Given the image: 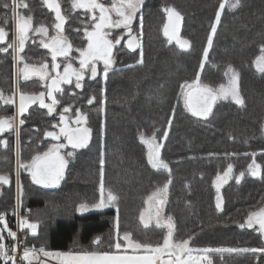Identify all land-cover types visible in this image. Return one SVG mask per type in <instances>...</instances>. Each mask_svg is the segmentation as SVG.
<instances>
[{
    "label": "trees",
    "instance_id": "16d2710c",
    "mask_svg": "<svg viewBox=\"0 0 264 264\" xmlns=\"http://www.w3.org/2000/svg\"><path fill=\"white\" fill-rule=\"evenodd\" d=\"M65 2L70 6L71 0ZM222 2L143 1L140 48L123 47L118 65L107 78H100L98 85L88 82L78 93V108L91 129L87 147L67 157L58 185L40 186L29 174H20L25 193L30 194L26 217L38 225L35 234L31 229L25 231L30 249L133 253L125 251L122 236L126 232L134 242L161 244L167 228L144 227L139 217L148 197L169 179L164 215L173 218L175 241L191 237L190 246L199 249L264 248L259 228L246 224L251 212L264 207V73L253 63L264 44V0H240L236 8L226 5L213 35L211 26ZM166 7L181 13L180 38L190 42L187 48L164 35ZM210 35L212 46L205 62L203 53ZM229 65L239 73L244 105L221 101L208 119H197L184 106L181 86L199 74L202 84L218 89L225 83ZM92 97L95 100L89 104ZM153 132L162 141L161 159L170 171L148 164L139 136ZM101 159L105 161L104 188L118 195L117 209L80 215L76 211L79 205H92L100 199ZM253 160L259 165L258 176L248 170ZM229 165L233 170L221 190V210L216 206L215 182ZM240 172L245 175L237 182ZM15 178L14 169L12 184L0 192V212L15 206ZM97 237L100 241L94 243ZM117 240L123 249H115ZM207 255L211 264H264L261 252Z\"/></svg>",
    "mask_w": 264,
    "mask_h": 264
},
{
    "label": "snow or ice",
    "instance_id": "6c2138e0",
    "mask_svg": "<svg viewBox=\"0 0 264 264\" xmlns=\"http://www.w3.org/2000/svg\"><path fill=\"white\" fill-rule=\"evenodd\" d=\"M44 4L52 11L55 12L56 23L54 28L56 29V35L48 37V28L41 24L38 27H33V17L31 15L25 16L18 9H27L28 4L25 0H10V2H5L2 6L6 9H11L12 16L11 19L14 22V38L11 42L7 43L6 47L0 48V52L8 53L9 49L13 50V59L20 63L24 61V56L21 53L24 52L25 46L30 39L29 33L34 32L40 35V45L46 49L50 50L52 61L54 62L53 67L56 69L55 76H50L48 71V64L42 63L40 66L29 65L27 62L20 71L23 73V79L27 80L31 76H39L41 80L51 79V91L47 94L51 97V104H46L44 102L45 93L40 92L39 94H26L23 91L19 92V114L22 116L27 110L28 106L36 101L40 102L42 107L48 108L49 112L55 111L54 105L59 103L53 92H60L61 83H72V77L76 79V87L80 88L82 85L80 81L84 79V71L87 69L91 72L94 78L97 73L96 62L103 61V75L107 78L108 71L113 64L111 59L112 49L114 44H119L120 39H109L110 33L105 31V29H115V28H125L128 31L129 36H131V25L134 19H136V13L139 11L143 0H112L110 5H106L101 2V0H72L73 9H84L90 12L91 19L95 22L92 31L86 30L87 35V47L82 49H77L76 51L80 54L79 68H74L73 64L69 61L66 63L63 74L60 73V64L55 63L57 57H65L66 60L69 57V53L72 49L71 43L66 37L62 35L64 31V24L66 23V17L61 12V7L58 0H43ZM228 5L231 8H236L240 5V0H223L219 6V11L215 16V23L211 26V32L214 35L216 32V27L219 25L221 20V14L224 11L225 6ZM163 11L167 14L168 22L163 27V33L169 40H176L182 48L188 47L190 42L186 39H181L179 37V28L183 17L181 13L175 7H166ZM98 12V15H97ZM118 17L117 19L112 18V14ZM142 24V17H141ZM8 33L4 27H0V43H5L7 41ZM44 38H48L47 42ZM137 37L131 36L128 40V47L135 50L140 47L139 43H133L136 41ZM33 42H35L33 40ZM212 46V36L208 38V47L205 48L203 53V59L206 62L208 60V50ZM260 55H258L253 61L256 69L259 72L264 73V44L260 45ZM143 62L142 52L141 60ZM203 62L200 65L201 70L203 69ZM230 74V75H229ZM225 75L229 76V83L227 85H220L218 89H213L207 84H202L200 82V76L197 74L195 80L191 83L185 82L181 86V98L183 99L185 108L190 111L194 116L207 117L211 111L212 107L218 99H228L231 98L236 104L243 106L244 99L239 91V73L233 69L231 65ZM16 93L12 94V97L4 99L3 91L0 90V99L4 100V103H14L13 97ZM95 100L92 97L88 100L91 104ZM65 113L70 111L69 108H64ZM175 110L173 109V114ZM77 117L75 124L77 126L81 125L82 122L86 123V116L79 113L77 110ZM61 120L64 121V126L60 127L59 134L54 131L47 132L46 135L52 137L55 140H60L61 135L67 139V143L71 145L73 149L87 147L91 129L86 127H69V124L65 117L61 115ZM14 117L0 118V134L5 131L12 130L14 127ZM24 120L20 119L19 124H23ZM172 121H168V125L171 126ZM55 127V126H54ZM141 140L148 144V163L152 165L153 168H164L169 169V165L160 157V149L163 147L162 144L158 143L156 140L155 132L151 136L145 137L141 134ZM163 138H167V132L163 134ZM4 146H7V141H2ZM63 143L53 145L47 152L42 155H36L31 163L24 164L19 158L17 163L19 167L25 170L31 171L32 179L37 184H43L45 186H53L60 182L63 177L64 169L66 167L67 161L64 156L60 155V149L64 148ZM67 155L70 157L73 155L72 152H68ZM254 155V154H253ZM105 161L100 160L101 165V181H100V199L98 203L92 204L91 206L82 203L79 210L81 212L87 211L89 207L94 208H104L109 206H115L119 200L117 194H114L111 190H105L103 182V165ZM232 165L228 166L227 171L221 175H217V192L219 193L220 185L226 183L230 178L232 173ZM252 176L260 175L259 165H256L255 160L252 164L248 166ZM170 171V169H169ZM245 173L240 172L237 177V182L244 177ZM0 183L8 184L9 177L7 175H0ZM171 184V179L163 185V187L158 188L155 192L148 197L149 207L140 213V222L144 227H148L153 218L156 220L157 226H164L167 228V235L164 237L161 244L152 245L148 243L133 242L130 237L131 233H124V240L128 241L127 248L133 249L134 252H139L142 250L143 254H111L108 252H97V251H84L79 253L73 252H60L55 255L62 257L61 264H211V260L208 257V253L212 252H261L264 253V248H204V249H194L190 247L191 237L182 241H175L173 239V229L174 223L171 216L160 218L161 208L164 204L163 194L167 193L168 185ZM218 209L222 210V202L219 196H217ZM0 222H4L5 227L6 221L4 217L0 215ZM247 227L252 228L254 225H259V230L264 234V207L259 209V211L251 212L246 220ZM21 227L31 229L33 234H35L38 225L36 223H31L27 219L21 222ZM240 227H245V224H241ZM116 228L117 236H119V217L116 218ZM3 229H0V239H3ZM8 234L15 238L16 233L8 230ZM100 238L97 237L94 243H99ZM115 249L120 250L122 248L119 240L114 244ZM15 251L16 249H12ZM127 249H125L126 251ZM37 252L43 253L44 256H50L52 253L45 251L43 248L37 249H24V260L31 264L32 259H38ZM201 253V254H194ZM0 256H4L7 260H11L15 264V257L9 255V251L5 248L3 244H0Z\"/></svg>",
    "mask_w": 264,
    "mask_h": 264
},
{
    "label": "flooded vegetation",
    "instance_id": "af4514ba",
    "mask_svg": "<svg viewBox=\"0 0 264 264\" xmlns=\"http://www.w3.org/2000/svg\"><path fill=\"white\" fill-rule=\"evenodd\" d=\"M5 2H10V0H0V27L5 28L8 37L5 43H0V48L6 47L7 43L11 42L14 38V22L11 19L12 11L2 6ZM25 2L28 4V8L18 9V11L22 12L25 16L31 15L33 17V27L35 28L43 24L48 28V37L56 35V29L54 28V24L57 22L55 19V12L50 10L44 4L43 0H25ZM58 2L62 14L66 17L62 35L67 38L72 46L67 60L65 57H57L55 61V63L60 64L61 67L59 71L63 74V69L69 61L73 64L74 68H79L80 54L76 50L87 47L86 30L92 31L95 22L91 19L92 14L90 12L84 9H73L72 0L70 6H67L65 0H58ZM101 2L110 5L112 0H101ZM141 10L142 5L136 13V19L132 22L131 36H139ZM112 18L115 20L118 17L113 13ZM105 31L110 33L109 39H120V43L114 44L112 49L111 59L113 60V64L108 71L110 72L118 65L117 56L119 55V51L123 47H128V40L131 36H129L125 28L105 29ZM29 36L30 39L25 46L24 52L21 53V55L24 56V61L17 63V61L13 59V50L11 48L8 53L0 52V90L3 91L4 99L12 97V94L16 93L13 97L14 103L5 104L4 100L0 99V118H15L13 129L0 134V142L7 141V146L0 143V175H7L9 177L8 184L0 183V192L12 184V173L14 169L16 177L17 172L19 173V180L21 173L29 174L32 179L31 171L19 167L17 163L18 158L22 163L29 164L36 155H42L53 145L63 143L65 147L59 151L60 155L64 156L67 161V157H69L67 155L68 152L75 153L76 150L82 149H73L71 145L67 143V139L63 135H61L60 140H55L47 136L46 133L54 131L59 134L60 127L64 126V121L60 118L61 115L65 117L69 127L90 128L88 119H86V123L82 122L79 126L75 124L78 114L77 110H79V113H82L78 108V93L85 88L88 82H91V84L95 82V85H98V80L104 77V63L102 60L97 61L96 67L98 74L93 78L91 72L86 69L84 71V79L80 81L82 87L77 88L75 86L76 79L72 77V83L60 84L62 91L53 92V95L59 101V103L54 105L55 111L49 112L48 108L42 107L40 102L36 101L30 104L21 116L19 114V92L17 91V87L26 94H39L40 92H44V102L46 104H51V97L47 94L51 91V79L47 81L41 80L39 76L35 75L27 80L23 79V73L20 69L23 68L24 63L27 62L29 65H35L37 67L42 63H47L50 76H55L57 71L53 67L54 62L52 61L50 50L40 45V39L42 37L34 32H30ZM44 39L47 42L48 38ZM33 40L35 42H33ZM66 107L69 108L70 111L65 113L63 110ZM20 119L24 120L22 125L19 124ZM38 185L42 186L41 184Z\"/></svg>",
    "mask_w": 264,
    "mask_h": 264
},
{
    "label": "rangeland",
    "instance_id": "374dc122",
    "mask_svg": "<svg viewBox=\"0 0 264 264\" xmlns=\"http://www.w3.org/2000/svg\"><path fill=\"white\" fill-rule=\"evenodd\" d=\"M144 1V0H143ZM135 37H137V40L136 41H133V43L135 44V43H139L140 45H141V43H140V37L138 36V35H136ZM128 49H130V50H132L131 48H129V47H127ZM140 47H137L135 50H137V49H139ZM230 75V74H229ZM229 83V76L228 75H226V79H225V83H224V85H227ZM239 91H240V86H239ZM241 94V93H240ZM221 101H224V102H226V101H230V102H235L234 100H232L231 98H228V99H218V101H217V103H219V102H221ZM144 135V134H143ZM145 137H149V136H146V135H144ZM141 135L139 136V139H140V141L143 143V145L145 146V148H146V152H147V161H148V151H149V146H148V144H146L145 142H143L142 140H141ZM156 140H157V142L158 143H160V144H162V141L158 138V137H156ZM162 149V148H161ZM161 149H160V157H161ZM150 166H151V168H153L152 167V165L150 164V163H148ZM155 169H164V168H155ZM166 170H168V169H166ZM223 176V175H222ZM231 179V174H230V178L227 180V182L226 183H222L221 185H220V189H219V193L217 192V187H216V184H217V181L215 182V188H216V192H217V196H219L220 197V199H221V202L223 203V200H222V195H221V190H222V188L229 182V180ZM59 184V183H58ZM57 184V185H58ZM105 190H108V189H106L105 188ZM29 192H27V194L25 193V190H24V188H23V186H22V182H20V180H19V173L17 172V177H16V189H15V206L11 209V211L17 206V202H19V204H20V207H21V211L23 210V212H24V214H23V212H22V215H23V220H25V219H27L29 222H30V220L26 217L27 216V212H28V210H25L26 209V201H28V198H29ZM163 198H164V204H163V206H162V208H161V212H160V218L163 220V218H165V215H164V208H165V205H166V200H167V193L166 194H163ZM147 201H148V199H147ZM146 201V205H145V209L146 208H148L149 207V204H148V202ZM99 202V201H98ZM87 204V203H86ZM88 205H90L91 206V204H88ZM58 205H57V208L56 209H54V212L56 213V215H57V210H58ZM79 208H80V205L76 208V211L80 214V215H87V214H90V213H95V212H104V211H109V210H114V209H117V203H116V205L115 206H109V207H104V208H94V207H89V209L87 210V211H83V212H81L80 210H79ZM144 209V210H145ZM143 210V211H144ZM142 211V212H143ZM5 212H7V211H3V212H1V213H5ZM55 215V216H56ZM25 216V217H24ZM58 216H59V218H65V216H63L62 214H58ZM67 217V216H66ZM151 225H155V226H157V224H156V220H155V218H153V220L151 221V223L149 224V226H151ZM115 226H116V223H115ZM161 227H164V226H161ZM254 228L255 227H258V225L256 224V225H254L253 226ZM252 227V228H253ZM166 228V227H165ZM259 228V227H258ZM26 229H28V228H26ZM124 235L122 236V239H123V241H125V249H127V250H130V251H132L133 253H131V252H117V253H111V254H128V255H133V254H143V252H142V250L141 251H139V252H134L133 251V249H131V248H127V244H128V241H126V240H124ZM131 239V238H130ZM134 242V241H133ZM190 246V245H189ZM191 247V246H190ZM193 248V247H192ZM121 249H123V248H121ZM194 249H199V248H194ZM194 254H201V253H194ZM45 264V263H44ZM204 264H207V262L205 261L204 262Z\"/></svg>",
    "mask_w": 264,
    "mask_h": 264
},
{
    "label": "built area",
    "instance_id": "2783aa9c",
    "mask_svg": "<svg viewBox=\"0 0 264 264\" xmlns=\"http://www.w3.org/2000/svg\"><path fill=\"white\" fill-rule=\"evenodd\" d=\"M4 217V221H6L7 227H5L4 222H0V229H3V239H0V244H3L5 248L9 251V255L15 257V264H29L28 261L24 260V249L30 247L28 246L25 239V231L26 228L21 227V222L23 221V215L21 211V207L19 202H17V206L9 212L1 213ZM11 230L16 233L15 238L8 234V230ZM12 249H16L13 251ZM38 259L35 262H31V264H44L47 259L45 256L37 252ZM0 264H13L11 260H7L4 256H0Z\"/></svg>",
    "mask_w": 264,
    "mask_h": 264
},
{
    "label": "crops",
    "instance_id": "0c3cea01",
    "mask_svg": "<svg viewBox=\"0 0 264 264\" xmlns=\"http://www.w3.org/2000/svg\"><path fill=\"white\" fill-rule=\"evenodd\" d=\"M49 253H52V255L45 256V258L47 259L45 264H61V261H62L63 258L55 255L56 253H60V252H53V251L51 252L50 251ZM36 260L37 259H32L31 262H35Z\"/></svg>",
    "mask_w": 264,
    "mask_h": 264
},
{
    "label": "water",
    "instance_id": "95a60500",
    "mask_svg": "<svg viewBox=\"0 0 264 264\" xmlns=\"http://www.w3.org/2000/svg\"><path fill=\"white\" fill-rule=\"evenodd\" d=\"M167 22H168V18H167ZM181 26H182V21H181V24H180V28H179V37H180V30H181ZM172 41H174V42H177L176 40H172ZM178 43V42H177ZM179 44V43H178ZM180 45V44H179ZM184 48H187V47H184ZM218 101V100H217ZM217 101L215 102V104L213 105V107H212V111H211V113L205 118V117H199V116H194L190 111V114H192L194 117H196L197 119H201V120H205V119H208L210 116H211V114H212V112H213V110H214V108H215V105L217 104ZM42 186H45V185H43V184H41ZM54 186V185H53ZM46 187H52V186H46ZM258 225V224H257ZM258 227H259V225H258ZM263 236H264V234H262Z\"/></svg>",
    "mask_w": 264,
    "mask_h": 264
}]
</instances>
